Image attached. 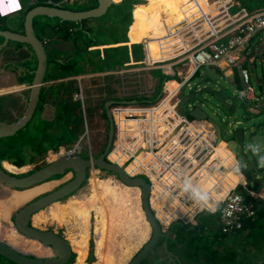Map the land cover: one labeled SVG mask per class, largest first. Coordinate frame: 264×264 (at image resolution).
Wrapping results in <instances>:
<instances>
[{"label":"built area","instance_id":"built-area-1","mask_svg":"<svg viewBox=\"0 0 264 264\" xmlns=\"http://www.w3.org/2000/svg\"><path fill=\"white\" fill-rule=\"evenodd\" d=\"M3 2L14 14L22 10L18 0ZM51 4L62 8L61 1L51 0ZM163 14L158 28L139 42L142 65L112 72L121 76L124 90L125 76L138 77L139 83L150 78L151 91L146 95L158 99L151 103L146 97L129 95L111 106L114 139L107 160L124 168L129 177L147 178L152 210L164 232L210 214L219 216L221 236H229L243 230L245 220H255L258 211L254 199L247 200L244 177L227 145L217 142L209 124L181 114V89L202 69L213 70L236 88L238 76L242 87L234 98L243 109L258 114L262 97L255 95L251 70L257 61H264V10L249 12L235 0H185L174 19ZM161 78L164 81L158 85ZM75 98L84 108L82 94ZM82 139L55 153L81 154ZM185 179L205 193L215 211L198 206L191 190L182 191Z\"/></svg>","mask_w":264,"mask_h":264},{"label":"water","instance_id":"water-1","mask_svg":"<svg viewBox=\"0 0 264 264\" xmlns=\"http://www.w3.org/2000/svg\"><path fill=\"white\" fill-rule=\"evenodd\" d=\"M34 1L36 6L26 12L19 29L9 25L6 30L0 29V46H6L15 51H26L29 58H34L35 61L34 69L29 71L31 80L28 83L27 91H25V95H21L22 104H24L21 113H14L12 117L10 112L11 117L8 114L7 117L5 115L3 119H0V141L17 138L31 125L40 110L39 106L43 102L42 98L50 67L53 62L58 61L52 52L51 40L46 35V31L50 29L51 25L74 23L83 29L85 23H94L117 13V4L114 0H89L91 6L84 10L53 7L51 0ZM79 47L80 45L76 49L83 55V51ZM75 60L78 66L80 60L79 58H75ZM79 78L83 79V76H79ZM220 79V76L211 69H204V73L198 71L196 76L188 82V85H183L181 89V114L190 121H202L214 129L217 142L227 145L235 159L238 171L245 178L247 194L251 195L252 191L259 194L264 189V121L256 122L255 117L260 115L243 109L234 98V94L227 96L225 89L219 84L211 86L210 81H220ZM194 81H197L198 85H202V88L196 93L187 95L186 89ZM261 89L260 86L259 91ZM216 99L218 106L228 114V120H233L227 125L225 134L222 127L209 116L205 109L211 101ZM45 102L49 105L50 100L46 99ZM46 103L42 108H47ZM122 103L126 104L128 101H122ZM111 104L109 103L105 107L110 130L105 150L99 156L84 157L81 154L67 156L59 153L55 159L47 161L40 168L22 176L6 170L4 164L0 163V187L18 192L33 189L72 174L70 180L36 197L15 212L12 218L17 233L26 240L36 242L49 249L52 252V258L29 255L0 239V258L7 264L70 263L74 252L65 235L53 229H37L31 225V221L38 213L48 211L54 204L79 192L86 184L90 171L93 169L111 173L122 185L140 190L141 208L150 228V238L128 264H143L156 253L161 241L168 251V242H176L173 234L174 228L180 226L186 229L182 224H175L169 231L164 232L152 210L149 182L140 177H129L124 168L108 162L107 155L114 139V124L109 110ZM254 186L255 190H253Z\"/></svg>","mask_w":264,"mask_h":264},{"label":"crops","instance_id":"crops-1","mask_svg":"<svg viewBox=\"0 0 264 264\" xmlns=\"http://www.w3.org/2000/svg\"><path fill=\"white\" fill-rule=\"evenodd\" d=\"M53 1H61L62 8L84 10L91 6L89 0ZM181 1L183 2L185 0ZM235 1L241 7L246 8L249 12L264 10V0ZM114 2L117 4V13L113 15V18H103L97 20L94 23L87 24L88 26L86 29L85 26L83 27L85 30L90 32L96 31L99 37L106 36L112 40L99 42L97 38L95 39V41L89 38L90 43H83V45H85V49L87 48V51L84 52V54L86 53L85 55L83 54L84 59L80 61V64L78 66L76 65L77 62L73 59L75 50H77L76 48L80 45L78 41L82 38H76L78 30L72 27L71 29L67 28L64 32H62L58 27L59 23H56L52 24V29L50 27V29L46 31L47 37L51 40L50 42L52 52L58 61L52 63L49 70L50 78L47 80V85L45 87H52V85L60 86L71 81H77L79 83V87H81V81L83 79H89V74L108 71L116 72L125 68L142 65L144 53L142 50V45L139 42H141V40L144 36H146L149 30L158 28L163 12L166 16H170L171 19H174V15L176 14L174 13V6L167 0H137V2L135 3H131L129 2V0H114ZM0 5L3 8V0H0ZM21 6V11L15 14L12 13L6 18H0V29L6 30L8 25L13 26L15 29H19L26 12L36 5L34 0H21ZM156 14H158L159 16H157ZM109 19H115V23H119V28H117L115 32L108 33L109 22H107V20ZM141 25L144 27L143 30H141ZM119 32L123 34H120ZM115 35L121 36L115 37ZM137 36L139 39H137ZM93 38H95L94 35ZM112 51H123L122 54L118 56L121 57L124 62L123 67L120 68L118 66L116 62L118 60V57L112 56ZM108 52L110 53L105 56L104 53ZM70 61H75V66L71 67ZM260 63H264V61H260ZM34 67V58H29V54L26 51H15L6 46L2 47V49L0 50V108L6 105L8 106L10 111L16 112L22 106H24V104H22L23 99L21 95L24 94L25 91H27L28 83L31 80L29 71L33 70ZM252 72L254 75H257L256 64L254 69H252ZM79 76H83V79H80ZM95 77L98 76L96 75ZM98 78L103 79L101 77ZM131 78L132 79H130V81L134 83L135 78L138 77L133 78V76L131 75ZM236 79L237 88L240 89L242 87V83L239 80L238 76L236 77ZM257 80L259 84L258 90L260 86L262 87L261 91H259L260 94H258L255 90V95L258 98L262 97L261 103L259 105L260 111L258 114L260 115V117L262 116L264 118V82L263 79ZM111 83L115 84L116 82H110L108 85L112 86L113 84L111 85ZM150 83V78L145 77V79H143V87L141 86V89H139V91L135 90L130 94V96H134V98L137 99H141L140 96L142 95L150 97L149 93L146 95V92H149L147 90V87ZM114 86L116 87V84ZM69 87L72 89V94L75 95L77 93H81L83 97L82 87L78 89L72 84ZM158 92L159 89L157 90V93ZM60 93L64 95L71 92H67L62 88L60 89ZM50 98L51 97L49 94L48 100L51 101ZM120 99L121 98H119V100ZM76 100L81 101V99ZM83 101L85 104L84 97ZM103 101H107V99L105 98ZM46 106V113L49 111L52 115L53 110L51 108V105H47L46 103ZM21 109H23V107ZM89 112L93 113V111ZM83 113L85 118V116H87V111L85 108L83 109ZM57 156L58 154L55 152L51 155V157ZM14 171H17V173H21L22 170ZM243 182L245 184V178H243ZM105 184L107 186H105ZM92 185V193L94 196L93 204L90 202L77 203L79 199L76 202L73 201L69 204L63 202V205L59 206L57 209L48 210L49 213L45 216L44 220L47 221L51 219L50 222L55 224L53 226H55L57 230H59L57 227H61V224H68V220L71 221V224L68 225L67 228L72 229V224H78V226L80 227V233L73 231L72 229L70 235L74 236L76 234V236H78L81 234V236H83L82 244L86 245L88 234L87 224L89 225V222L91 220V215L89 213L90 208L91 206H93L97 209V206H100L101 212L106 216L107 233L105 237V244L103 243V241L99 245L100 249L95 252L97 261H95L94 263L86 262L85 258L89 256V251L84 248L82 254L85 253V256L81 254V249L77 250V261L73 264H112L113 261H116L118 257H120L121 253L123 254L129 249V246L131 248L133 242L130 241L129 237L131 236L127 232H125V230H117L116 233H112V235H110V245L107 244V238L109 236L110 209L106 210L104 204L105 202H111L106 198L108 193H110L111 195L113 194V200L115 201L117 192H114L113 189L110 188L109 185L105 182L101 183L100 181L93 180ZM113 187L115 188L116 186L113 185ZM253 188V190H255L256 187L254 186ZM248 196L254 199V201L260 200L264 204V189L259 194H255L252 191V194ZM156 202L157 199L154 198V209H156ZM113 213L115 217L122 216V218H124V216L121 214V211L115 209ZM4 223L5 222L3 221V218L0 214V224L5 226ZM78 226L76 227V229L79 228ZM184 227L186 229L181 228L180 226L175 227L178 228L181 232H176L177 234L174 235V237L176 238V242H172L173 245L171 248L169 247L170 242H168V251L166 248H164L163 244H161L156 249V253L149 258L148 262L144 264H214L213 262L219 258H221L222 262H225H223L224 264H264V219H262L260 222L258 219V215L255 220L246 222L243 230L225 237L221 236L219 231L218 215L202 214L198 217L196 223ZM68 230L65 231L64 234L69 239L70 235H68ZM8 239V241L15 246L23 245V240L18 237V235L13 231L10 232V237ZM3 241L7 242V240L5 239H3ZM74 245L76 248L78 247L77 243H74ZM140 248L141 247H138L133 252V254L129 256V258H127L126 260H121L119 264H128L130 258L135 255ZM238 248H240L242 251H245V254L243 255V257H245V262H240V260L235 258L234 254L230 253V249L238 250ZM24 249L25 250L23 252L29 255L37 256L39 258H48L52 255V252L49 249L42 247L38 243L29 244ZM45 250L46 252H44ZM100 255L102 256V260L100 259ZM108 259L109 261H107Z\"/></svg>","mask_w":264,"mask_h":264},{"label":"rangeland","instance_id":"rangeland-1","mask_svg":"<svg viewBox=\"0 0 264 264\" xmlns=\"http://www.w3.org/2000/svg\"><path fill=\"white\" fill-rule=\"evenodd\" d=\"M111 18H113V16H111ZM107 22H109V29H108V33L111 32H115L117 28H119V23H115V19H109L107 20ZM60 28V30L62 32H64L67 28L65 23L63 24H59L58 26ZM73 28H75L76 30L80 29L77 25L72 26ZM72 27H70L69 29H71ZM52 25H51V29H52ZM49 30V29H48ZM82 33L81 35H76V38L79 39V37H82L81 39H79V44H80V49H82L83 54L86 51L85 49V45H83V43H90V39H92L93 41H95V39L97 38V40L99 42H104V41H111L112 39L108 38V37H99V35L96 33V31H87L85 29H81ZM49 32V31H48ZM120 34H123L121 32H119ZM93 35L95 38H93ZM116 36H121V35H115ZM90 38V39H89ZM137 39L138 36H137ZM89 41V42H88ZM95 43V42H93ZM112 51L111 55L114 57H118L119 55L122 54L123 51H118L115 52ZM81 52L79 50H75V54H74V60L75 58H79V60H83L84 56L82 54H80ZM110 52L108 53H104V55H108ZM86 54V53H85ZM84 54V55H85ZM76 55V56H75ZM76 61V60H75ZM74 61V62H75ZM71 63V67L75 66V63L73 61H70ZM118 66L121 68L123 67V60L121 59V57H118V60L116 61ZM127 66V65H126ZM115 68V67H113ZM256 68H257V75H254L252 70H251V83L252 86L254 87V89L256 90V92L258 94H260L259 90H258V80L257 79H263L264 82V63H260V62H256ZM201 73H204V69L201 70ZM126 77V86H125V90L122 86V78L121 76H111L108 78H103V79H99V78H89V79H83L81 81V87L83 90V97L85 100V106L84 108L87 111V116H85L84 118V113H83V104L80 100H74L73 99V95L72 94V89L69 87L71 84L75 87H77L78 89H80L81 87H79V83L76 81H71L68 82L67 84L64 85H60V86H56V85H52V87H45V93L51 94L53 93V91H60V89H64L67 92H71L70 97L68 100H65L63 102H61V104L59 105V111L58 114L60 113V116L58 117L59 119L55 120V118H53L51 116V112H47V110H44L41 115L38 113L36 115V117L34 118L33 122L31 123V125H29V127L22 131L21 135H23L24 137L22 139H20L21 141L24 142V144L28 143L27 146H24V164L25 166L22 168V170L24 172L19 173L20 174H26L28 172H30L31 170H36L38 168H40L41 166H43L47 161H51L53 160L51 157L52 153L54 154V152L56 151L55 149H62V151L65 150V144H61L59 142V140H62L63 134L66 131L65 134H70V136H72V132L71 129L73 130V132L75 130H77V134L76 135V141L74 140L73 145L83 136L82 139V146L84 147L83 149H85L87 147V145H89L90 143H95V138L93 136V133L90 134L89 139L87 138L86 134V128L88 127L89 129H91V127H93V123L94 120H97V122H100L101 120L98 118H95L92 120L89 111H93V113H95V111L97 109H99V105L100 102L103 100V97H105L107 94H109L111 92L110 90V86L108 85L110 82H116V92H117V98H129V95L131 93H133L135 90L139 91V89H141V86L143 87V81L142 83H139L137 78H135L134 83H132L130 81V79H127V77H131L129 76H125ZM164 81L163 78L160 79V82L158 85L162 84ZM69 84V85H68ZM114 84V83H112ZM111 84V85H112ZM211 86H215V85H220L222 86L225 91L227 96H231L232 94H236L238 92V89L229 84L226 83L225 80H221L220 81H210ZM51 86V85H50ZM56 86V87H54ZM151 86H152V81L151 83L148 85V91H151ZM92 89H91V88ZM161 87V86H160ZM202 88V85H198L197 81H194L190 84V86L186 89V94L189 95L190 93H196L198 92L200 89ZM161 92V88L158 92V94ZM59 94L61 95V93L58 92V97ZM69 94V93H68ZM66 94V95H68ZM79 94V93H77ZM125 94V95H124ZM144 97V95L140 96L142 100ZM148 97V96H147ZM146 97V101L147 102H154L156 97L150 96L151 98L147 99ZM218 101L217 99L214 101H211V103L209 105L206 106V111L209 114V116L215 120V122H217L222 129L224 130V134L226 133V127L229 123H231L233 120H228V114L226 113V111L222 108H220L218 106ZM49 109V108H48ZM10 113V112H9ZM235 120V118H234ZM256 122L259 121H264V118L262 117H255L254 119ZM71 121V122H70ZM70 122V123H69ZM255 122V123H256ZM99 124V123H98ZM97 130L95 129V132ZM43 134V135H42ZM50 134H53L52 136ZM30 139L33 140H37V142L34 144L35 146H28L31 144V142H33V140L30 142ZM100 141L102 143H105L106 141V137L104 136V134L101 136ZM61 144V146L59 145ZM72 145V146H73ZM61 147L60 149L58 147ZM87 152L88 149L86 148L85 151L82 153V156H87ZM4 165L6 167H14L13 165L5 162ZM21 169V168H20ZM94 176H96V179H101L102 181H111L114 183H119V180L117 179V177L111 173H107L105 171H101L95 169L94 171L91 170L89 177H88V181L86 182V184L84 185V187L77 193H75L72 197H70L69 199H67L65 201L66 204H69L71 202H76L78 199L79 201H77V203H81V202H91L92 200H94V196H93V185H92V181L94 180ZM142 179L147 180L146 177H142ZM110 185V184H108ZM105 186H107L105 184ZM104 186V187H105ZM59 187V186H58ZM103 191V190H102ZM1 194H4V192L0 191ZM10 195V194H8ZM63 203V202H62ZM93 207V206H91ZM100 209V206H97ZM95 208V207H93ZM18 211V210H17ZM15 211V212H17ZM15 212L13 213V215L10 218V221L8 222L10 225H13L12 222V218L15 214ZM0 214L2 218H6V215L3 214L0 210ZM103 214V213H102ZM105 216V214H103ZM5 220V219H4ZM106 221V220H105ZM7 222H5V226H7V228L9 227V224ZM53 225H55L53 223ZM70 225V224H69ZM68 226V225H66ZM89 225L87 224V231H88V227ZM95 227H97V225H95ZM103 232L106 235L107 233V228H106V223L104 222V225L102 226ZM149 232V231H148ZM176 232H181L178 228H174L173 230V234L176 235ZM149 234V233H148ZM104 235V238H105ZM6 237V236H5ZM148 235L146 234L145 238L143 239H147ZM5 240H7V238H5ZM127 240V239H126ZM104 241V239H103ZM144 244V240L141 242V244L138 247H141ZM240 248L237 249H230V253L234 254L235 258L240 260V262H245V257H243V255L245 254V251L243 250H239ZM224 262V261H223ZM221 260V258L215 260L213 263L214 264H224ZM227 262V261H226ZM0 264H3V262H0Z\"/></svg>","mask_w":264,"mask_h":264},{"label":"flooded vegetation","instance_id":"flooded-vegetation-1","mask_svg":"<svg viewBox=\"0 0 264 264\" xmlns=\"http://www.w3.org/2000/svg\"><path fill=\"white\" fill-rule=\"evenodd\" d=\"M87 26L88 25L85 23V29L87 28ZM86 51H87V48H86ZM112 72L113 71L100 72V73H96V74H89L90 75L89 78H94L96 75L98 77H101V78H108V77L114 76L112 74ZM98 77H95V78H98ZM114 85L115 84H113L112 86L109 85L111 92L109 94H107L105 97H103V100L106 98L107 101H103L102 100L100 102L99 109L95 113L90 112V115H93V116H91L92 120L99 117V119L101 121L97 122V120H94V123L92 124L93 127H91V129H89L88 127L86 128L87 129L86 132H87L88 139L90 137V134L93 133V136H94L95 141H96L95 143H90L89 142L90 146L87 145V147H86L88 149L87 156L97 157L101 153H103L104 150H105V147H106V144H107V139H108V133H109V130H110L109 122L107 120L106 113H105V107L109 103H112L111 104V106H112L113 104L117 103L118 100H119V98H117L118 94L116 92V88L114 87ZM56 86H58V85H56ZM56 86H54V87H56ZM58 92L60 93V91L56 90V91H53V93L50 94L51 101L49 102V104L51 105V108L53 110L51 116L53 118H55V120L59 119L58 117L60 116V113L58 114V111H59V105L61 104V102L65 101V100H68L70 98V97H67V96H70V93L68 95H66V94H64V95L61 94L60 95L59 94V97H58V95H57ZM72 97H73L74 100H76L75 99V95H73ZM43 105H45V103H43ZM20 110H21V108L19 110H17L16 112L15 111L12 112V111L9 110L8 106L4 105V106H2L0 108V119H3L5 117V115L7 117L9 112L12 113L11 115L13 117V114L14 113L19 114ZM43 110H45V109L44 108L42 110L40 109L38 113L41 115ZM11 115L9 114L10 117H11ZM95 129L97 130L96 132H95ZM71 132H73L72 129H71ZM103 134L106 137L105 143H102L100 141V138H101V136ZM60 146L58 147L59 149L61 148ZM85 149L82 150L81 155L85 151ZM87 156H85V157H87ZM94 180H96V179L94 178ZM67 181H68V179H65V180L61 181L59 184H63L65 182H67ZM87 181H88V179H87ZM106 183L110 184L109 187L112 188L114 192L115 191L117 192L115 201L113 200V194L111 195L110 193H108L106 198H107V200H109L111 202H109V203L105 202V204H104V207H105L106 210L110 209L109 212H110L111 217L109 219V232L112 235V233H116L117 230H121V231L125 230V232H127L130 236H132V234L135 232L136 229L141 227V225L145 224L144 219L141 216H139V214L136 211H135L134 214L132 212V210L134 208H136V210L138 211L139 207H140L139 204L135 203V201H136L135 194H133L132 190L126 189L124 187L123 188H116V187L114 188L113 184H118V183H114V182H111V181H107ZM70 197H72V196H69L67 199H69ZM67 199H65L63 201H60L58 203L65 202ZM108 204H109V206H108ZM115 209L118 210V211H121V214L124 216V218H122V216L115 217V215L113 213V211ZM95 213H96V216H98V219H100V216L101 217L103 216V218H105V220H106V216L103 215L104 213L102 214L101 209H99L98 207H97V210H96ZM47 214H48V211H46L45 215H43L41 217H45ZM37 215H39V213ZM35 216L33 217V220L31 221V225H34L35 228H37V229H53V230H55V231H57L59 233H63L64 234V232L68 230L66 225L71 224V221L68 220V224H61L60 225L61 227H57L59 229V230H57L56 227L53 226V223L50 222L51 219L47 220V221L43 220L40 223V225H36L35 222H34ZM97 220L95 219L94 216L91 217V220H90L89 226H88L90 228H88V231H87L88 234H87V244L86 245L82 244V237L83 236H81V234L76 236V239L74 240V241H77V246H78L77 248L74 245L73 237L69 236V239H68L65 236L67 238V240L71 243V245L73 247V252H74V256H73V258H72V260L70 261L69 264H73V263H75L77 261V255H76L77 250L81 249V254H82L84 248L89 251V256L87 258H85L86 262L94 263L95 261H97V257L95 255V252H97V250L100 249L99 248L100 247L99 246L100 245L99 241H102V239H104V235H105L101 226L95 227V225L97 224L96 223ZM149 238L144 241V244L141 246L139 251L148 242ZM110 242H111V236H110ZM161 244H162V242H160L158 246H160ZM128 248L129 249L126 251V253L132 249V248H130V246ZM138 252H136V254ZM82 255L85 256V253H83ZM135 255H133L130 258V260ZM52 256L53 255H51L48 258H52ZM148 260H149V258L144 263L148 262ZM0 262H3V264H7V262L5 260H3L2 258H0Z\"/></svg>","mask_w":264,"mask_h":264},{"label":"bare ground","instance_id":"bare-ground-1","mask_svg":"<svg viewBox=\"0 0 264 264\" xmlns=\"http://www.w3.org/2000/svg\"><path fill=\"white\" fill-rule=\"evenodd\" d=\"M167 1L170 2L174 6V8H175V12L174 13L178 14V8H179L180 4L182 3V1L181 0H167ZM156 15L159 16L158 14H156ZM1 49H2V46H0V50ZM55 158L56 157H53L52 159H55ZM5 168H6V170H8V171H10L12 173H15V174L17 173V171H14V170H22V168L20 169V168H17L16 166H14V167H6L5 166ZM94 170L95 169H93V171ZM21 172H24V171L22 170ZM17 174H19V173H17ZM70 177L72 178V174L71 173L68 174V175H66L65 177L61 178L60 180H55V181H52V182L44 183V184H42L40 186H37V187H35L33 189H29V190L22 191V192L8 190V189H5V188L0 187V191L4 192V194H1L0 193V210H1V212L3 214L6 215V218L4 217L3 218V221L8 223L10 221L11 216L13 215V213L15 211L19 210L21 207H23L24 205H26L27 203H29L30 201H32L36 197H38V196H40L42 194H45V193H47V192H49V191L57 188L58 186L62 185V184H59V183L61 181L65 180V179H68V180L71 179ZM93 178L96 179V176H94ZM96 180L99 181V179H96ZM113 185H115L118 188H123L124 187L126 189L132 190L133 194H135V199H136L135 203L139 204V206L141 208V199H140V190L139 189L126 187V186L122 185L121 183L120 184L119 183L118 184H113ZM8 194H10V195H8ZM90 203L93 204V200ZM61 205H63V203H56L52 207H50L49 210L50 209H57ZM96 210L97 209L91 207L89 213H90L91 217L94 216L95 219L97 220L98 219V216H96V213H95ZM135 211L138 213V211L136 210V208H134L132 210L133 214L135 213ZM141 212L143 214V217L142 218L145 221V224L144 225L145 226H148V223L146 221V218L144 216V213H143L142 208H141ZM48 213H49V211H48ZM43 215H45V212L44 211L41 212V213H39V215H36L35 216L34 222H35L36 225H40V223L44 220L45 217H41ZM110 217H111V215H110ZM104 222L106 223L105 218H103V216L102 217L100 216V219L97 220V222H96L97 224L96 225L102 227L104 225ZM77 226H78V224H72V229H73V231H76V232L80 233V227L78 226L79 228L76 229ZM68 229H69L68 230L69 231L68 232L69 233L68 235H70L72 229H70V228H68ZM12 231L15 232L18 235V237H20L23 240V245H21V246H19V245L18 246H15L11 242L8 241L9 240L8 238L10 237V232H12ZM141 232L142 231L139 230L137 234H134L133 233L132 236L130 237V241L133 242L131 248L134 247V246H136V245L139 246L141 244V242H142V240H140V238H141V235H140ZM72 235H74V234H72ZM108 235L109 236L107 238L108 239L107 240V244L110 245V243H111L110 242V239H109V237L111 235L110 232H109ZM70 237H73V240H75L76 239V234L74 236H71L70 235ZM105 237H106V235H105ZM5 238H7V242L9 244H11L12 246H14V247H16L18 249H21L22 251H24L25 250L24 248L27 247L29 244H36L35 242L28 241L24 237H22L21 235H19L17 233V231L15 230L14 225H10L9 224V227L7 228V226H3V225L0 224V239L3 240ZM105 239L106 238H104V242H103V239H102V241H99V243L101 244L103 242L105 244ZM74 243H77V241H74ZM44 252H46V250ZM101 258H102V256L100 257V259ZM127 258H128V255H127L126 252L123 253V254L121 253L120 257H118V259L116 261H113L112 264H119V262L121 260H126ZM107 261H109V259Z\"/></svg>","mask_w":264,"mask_h":264},{"label":"trees","instance_id":"trees-1","mask_svg":"<svg viewBox=\"0 0 264 264\" xmlns=\"http://www.w3.org/2000/svg\"><path fill=\"white\" fill-rule=\"evenodd\" d=\"M129 2L135 3V2H137V0H129ZM73 24L74 23H65V25H66L65 28H67V27L70 28V27L73 26ZM74 25H76V24H74ZM143 29H144V27L141 25V30H143ZM81 33H82V30L81 29H78L77 35H81ZM49 78H50V76L48 77V79ZM48 98H49V94L48 93H45L44 96H43V98H42L43 102L39 106L41 110L43 109L42 108L43 107V103ZM20 113H21V110L19 111V114ZM76 132H77V130H75L74 132H72L73 135L70 136V134H65L66 133V131H65L64 134H63L62 140L60 139L59 142L61 144H65V148L71 147L73 145V143H74L73 141L74 140L75 141L77 140L76 139V135H75V134H77ZM50 135L52 136L53 134H50ZM23 137L24 136L21 135V133H20V135L17 138L8 139V140H1L0 141V163H3L4 164L5 162H7V163H9V164H11L13 166H16L17 168H23L25 166V164H24V161L25 160H24V155H23L24 151L23 150H24V146H27L28 143L27 144L26 143L24 144V142L20 140ZM32 140L33 139H30V142ZM36 142H37V140H33V142H31V144L28 145V146H35L34 144ZM61 144H59V145H61ZM55 150H56L55 152L59 151L58 149H55ZM33 171L34 170H31L30 172H28L26 174H20L19 176L27 175V174H29V173H31ZM99 181L101 183L106 182V181H102L101 179H99ZM245 195L247 197V200L250 201L251 198L247 195V193H245ZM253 202H254L255 209L258 211V219L261 222V220L264 219V204L260 200H255ZM138 214H139V216L143 217V214L141 212V208L140 207H139V210H138ZM248 221H250V220H245L244 221V225H246V222H248ZM253 223H255V222H253ZM139 228L135 230L134 234H137L139 230L142 231L141 234H140L141 235L140 240H142V241L144 240L145 241L146 239H143V238H145L146 234L148 235L147 239L150 237V228L148 226H145L144 224L141 225V227H139ZM169 245H170L169 247L171 248L172 245H173L172 242H170ZM137 248H138V246L136 245V246L132 247V249L130 251L127 252L128 258H129V256H131L133 254V252Z\"/></svg>","mask_w":264,"mask_h":264},{"label":"clouds","instance_id":"clouds-1","mask_svg":"<svg viewBox=\"0 0 264 264\" xmlns=\"http://www.w3.org/2000/svg\"><path fill=\"white\" fill-rule=\"evenodd\" d=\"M18 2H19V5L21 6V0H18ZM3 8L0 5V18H6L12 14V12H10L5 7V5L3 6ZM189 190L192 191L195 203L198 206L207 208L209 211H215V209L213 207H210L208 205V201L205 198V193L202 190L197 189V187L195 185H193V183L190 179H185V181L183 182V185H182V191L187 193Z\"/></svg>","mask_w":264,"mask_h":264}]
</instances>
